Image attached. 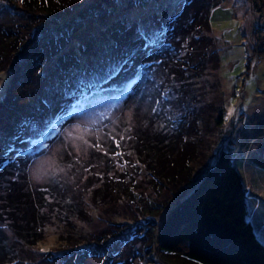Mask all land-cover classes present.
<instances>
[{
  "label": "rangeland",
  "instance_id": "1",
  "mask_svg": "<svg viewBox=\"0 0 264 264\" xmlns=\"http://www.w3.org/2000/svg\"><path fill=\"white\" fill-rule=\"evenodd\" d=\"M6 1L0 0V21L14 29L25 15ZM89 1L83 3L87 8ZM195 4V0H150L145 7L126 9L111 4L98 18H85L69 44V56L78 58L77 53L105 71L116 62L106 46L119 36L110 33L122 26L115 20L123 17L140 28L157 29L164 6L169 7L167 13L183 9V14ZM210 8L209 34L219 64L208 55L205 65L192 74L175 71L164 77L153 61L146 75L152 81H137L131 96L127 85L113 83L74 102L65 98L74 114L67 126L48 136L29 124L20 148L23 158L12 159L6 172L21 185L49 189L43 190L45 218L35 242L15 233L9 213L2 211L0 250L13 264H71L66 256L71 252L78 256L85 249L95 254L85 255L80 264H172L162 258L153 228L193 187L221 147L231 149L248 185L249 216L264 241V165L256 162L264 160V53L257 49L264 47V3L257 10L251 0H213ZM183 43L180 39L172 47L180 50ZM11 74L10 68L0 71V96ZM46 77L49 80L39 77L32 82L20 110L51 84L58 87L63 74ZM149 84L150 89L140 94ZM182 166L187 176L181 180L178 175L173 181L171 174ZM8 186L0 187L1 196ZM105 245L108 251L99 254Z\"/></svg>",
  "mask_w": 264,
  "mask_h": 264
},
{
  "label": "trees",
  "instance_id": "2",
  "mask_svg": "<svg viewBox=\"0 0 264 264\" xmlns=\"http://www.w3.org/2000/svg\"><path fill=\"white\" fill-rule=\"evenodd\" d=\"M19 1L7 0L6 4L24 14V21L16 23L14 29L0 21V71L12 70L0 96V187L9 184L4 195L0 194L4 198L3 202L0 199V216L2 211L9 213L14 232L29 242H35L37 228L43 225L45 218L43 208L47 196L43 190L49 188L29 186V183L21 185L17 178L6 172L12 159L23 158L20 148L29 124L33 122L48 136L55 128L67 126L74 114V110L64 104L67 97L73 98L71 102H74L113 83L127 85L131 96L130 91L136 83L152 81L150 74L148 78L146 75L153 61L159 63L164 77L175 71L192 74L205 65L208 55L218 61V52L214 38L209 34L213 0H195V7L183 14V9L167 13L169 7L164 6L157 29L147 25L140 28V24L127 23L123 17L115 20L122 26L116 25L117 32L112 30L110 33L119 36L111 38L106 46L110 45L108 48L114 52L116 62L105 71L99 66L97 69L77 53L78 58L69 56V44L75 32L85 25L86 17L98 18L103 9L112 7L111 4L126 9L145 7L150 0H113L111 4V0H91L88 8L83 5L84 0ZM251 1L255 9L261 10L264 0ZM180 39L185 40L182 48H173L172 42L179 43ZM257 49L264 53V47ZM92 63L96 65V62ZM53 73L63 74L65 79L57 82L58 87L48 86L44 94H39V98H33L25 110H20L22 98L32 82L39 77L49 80L46 76ZM150 87V84L142 86L140 94ZM256 162L264 165L263 159ZM183 167L176 171L177 174L174 171L170 178L177 181L179 175L181 180L185 179L187 175L184 177ZM249 191L231 149L219 148L215 160L206 166L193 187L169 205L162 222L154 226L162 258L172 264L190 261L200 264H264V241L257 235L248 212ZM16 239L21 241L18 237ZM107 249L105 245L102 253H98L105 254ZM92 254H95L93 249H85L78 256L71 252L66 258L71 264H80L85 255ZM8 257L6 251L0 250V264H13Z\"/></svg>",
  "mask_w": 264,
  "mask_h": 264
},
{
  "label": "crops",
  "instance_id": "3",
  "mask_svg": "<svg viewBox=\"0 0 264 264\" xmlns=\"http://www.w3.org/2000/svg\"><path fill=\"white\" fill-rule=\"evenodd\" d=\"M248 186V185H247ZM251 192H253L252 190H251ZM254 193V192H253ZM255 194V193H254ZM255 196H256V194H255Z\"/></svg>",
  "mask_w": 264,
  "mask_h": 264
},
{
  "label": "snow or ice",
  "instance_id": "4",
  "mask_svg": "<svg viewBox=\"0 0 264 264\" xmlns=\"http://www.w3.org/2000/svg\"><path fill=\"white\" fill-rule=\"evenodd\" d=\"M96 147H99V145H96Z\"/></svg>",
  "mask_w": 264,
  "mask_h": 264
}]
</instances>
